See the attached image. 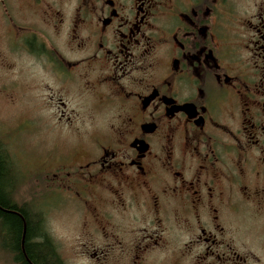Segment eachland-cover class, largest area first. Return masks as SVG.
<instances>
[{
  "label": "flooded vegetation",
  "instance_id": "af4514ba",
  "mask_svg": "<svg viewBox=\"0 0 264 264\" xmlns=\"http://www.w3.org/2000/svg\"><path fill=\"white\" fill-rule=\"evenodd\" d=\"M29 1L40 27L17 38L61 80L47 87L61 142L28 196L1 160L11 264H264V0H65L68 18L65 1Z\"/></svg>",
  "mask_w": 264,
  "mask_h": 264
},
{
  "label": "rangeland",
  "instance_id": "374dc122",
  "mask_svg": "<svg viewBox=\"0 0 264 264\" xmlns=\"http://www.w3.org/2000/svg\"><path fill=\"white\" fill-rule=\"evenodd\" d=\"M62 8L65 18H68L72 4L65 1ZM4 19L16 29L34 28L40 27V15L29 0L0 2V152L7 160L9 158L11 169L14 172L18 171L24 177L23 179L13 178L12 181L18 182L17 189L28 196L33 192L35 184V177L33 178L28 172L36 167V163L48 147L61 142L54 128H51L52 119L57 117V111L56 106L48 102L50 91L47 87L55 92L62 84L61 80L58 84H54L50 74L44 72L41 65L42 59L39 56L41 53L34 46L27 45L31 42V37L26 36L22 42L18 40L17 37L25 36L23 34L27 31L23 29L8 31ZM34 32L45 43L56 40L55 35L52 40L48 39L47 35H51L52 31ZM62 33L64 34V31ZM75 93L72 87L69 93H64L61 97L72 107L82 100ZM107 117L106 110L97 111V124H101L103 118ZM37 122L42 124L41 128L35 127ZM70 139L76 138L70 137ZM54 203V200L49 201L47 209L52 208ZM45 207L43 205L41 209L45 210ZM54 230L57 238L66 242L68 246L77 239L75 225L70 227L65 218L59 217L55 222ZM2 252L0 250V264H11ZM162 259V255L157 254L155 264H160ZM62 261L65 264H89L86 259H64Z\"/></svg>",
  "mask_w": 264,
  "mask_h": 264
},
{
  "label": "trees",
  "instance_id": "16d2710c",
  "mask_svg": "<svg viewBox=\"0 0 264 264\" xmlns=\"http://www.w3.org/2000/svg\"><path fill=\"white\" fill-rule=\"evenodd\" d=\"M3 158H4V156L0 152V202H1V204H2V202L5 201V195H4L3 188H2L4 183H5L4 165H3V162L1 161ZM0 219L3 221L7 220V218H5L3 215H0ZM14 230L17 231L16 232V236H17L18 231H19V226H17ZM29 259L33 264H38V261L36 260L34 255L29 256Z\"/></svg>",
  "mask_w": 264,
  "mask_h": 264
}]
</instances>
